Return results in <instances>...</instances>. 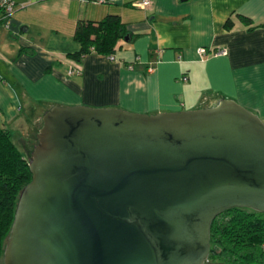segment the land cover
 <instances>
[{"label": "water", "instance_id": "95a60500", "mask_svg": "<svg viewBox=\"0 0 264 264\" xmlns=\"http://www.w3.org/2000/svg\"><path fill=\"white\" fill-rule=\"evenodd\" d=\"M37 142L4 264H206L220 214L264 213V122L230 100L54 107Z\"/></svg>", "mask_w": 264, "mask_h": 264}, {"label": "crops", "instance_id": "0c3cea01", "mask_svg": "<svg viewBox=\"0 0 264 264\" xmlns=\"http://www.w3.org/2000/svg\"><path fill=\"white\" fill-rule=\"evenodd\" d=\"M100 1L17 0L24 7L0 28L1 127L41 130L54 107L155 116L220 100L264 122V0H151L148 8L135 6L143 0ZM111 15L130 34L115 61L95 53L73 60L78 23ZM76 67L81 74L70 76Z\"/></svg>", "mask_w": 264, "mask_h": 264}, {"label": "trees", "instance_id": "16d2710c", "mask_svg": "<svg viewBox=\"0 0 264 264\" xmlns=\"http://www.w3.org/2000/svg\"><path fill=\"white\" fill-rule=\"evenodd\" d=\"M126 37L130 34L119 16L111 15L100 22L80 21L75 40L81 49L71 58L80 62L92 53L114 55L119 42ZM31 181L29 163L12 133L0 126V259L12 230L20 194ZM210 257L212 264H264V213L234 208L220 214L211 228Z\"/></svg>", "mask_w": 264, "mask_h": 264}, {"label": "built area", "instance_id": "2783aa9c", "mask_svg": "<svg viewBox=\"0 0 264 264\" xmlns=\"http://www.w3.org/2000/svg\"><path fill=\"white\" fill-rule=\"evenodd\" d=\"M107 2L108 1L106 0L100 1V3H107ZM151 5H152L151 0H143L142 2L135 4V6L138 8H148ZM23 7H24L23 5L17 3V0H0V28L3 26L8 29L17 10ZM198 54L200 56H205L207 54V50L205 48H201L198 50ZM212 54L214 56H219V55H226L227 52L224 50L221 52L215 51V52H212ZM111 60L115 61V57L111 56ZM76 74H81V70L78 67L72 69L69 72L70 76L76 75ZM184 80H186V78H184Z\"/></svg>", "mask_w": 264, "mask_h": 264}, {"label": "rangeland", "instance_id": "374dc122", "mask_svg": "<svg viewBox=\"0 0 264 264\" xmlns=\"http://www.w3.org/2000/svg\"><path fill=\"white\" fill-rule=\"evenodd\" d=\"M39 131L40 130H18V133L16 135L12 134L14 137L15 144L23 153L29 165L32 160L31 155L34 151V148L38 145L37 135ZM212 258L210 257L211 260H214ZM0 264H4V255L3 258L0 259Z\"/></svg>", "mask_w": 264, "mask_h": 264}, {"label": "flooded vegetation", "instance_id": "af4514ba", "mask_svg": "<svg viewBox=\"0 0 264 264\" xmlns=\"http://www.w3.org/2000/svg\"><path fill=\"white\" fill-rule=\"evenodd\" d=\"M206 264H212L209 260L206 262Z\"/></svg>", "mask_w": 264, "mask_h": 264}]
</instances>
